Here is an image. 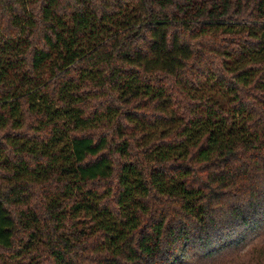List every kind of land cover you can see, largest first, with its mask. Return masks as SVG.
Segmentation results:
<instances>
[{
    "label": "trees",
    "instance_id": "16d2710c",
    "mask_svg": "<svg viewBox=\"0 0 264 264\" xmlns=\"http://www.w3.org/2000/svg\"><path fill=\"white\" fill-rule=\"evenodd\" d=\"M0 264H264V0H0Z\"/></svg>",
    "mask_w": 264,
    "mask_h": 264
},
{
    "label": "rangeland",
    "instance_id": "374dc122",
    "mask_svg": "<svg viewBox=\"0 0 264 264\" xmlns=\"http://www.w3.org/2000/svg\"><path fill=\"white\" fill-rule=\"evenodd\" d=\"M243 260H247V258H245V257H244V258H242V259H241V262H243Z\"/></svg>",
    "mask_w": 264,
    "mask_h": 264
}]
</instances>
